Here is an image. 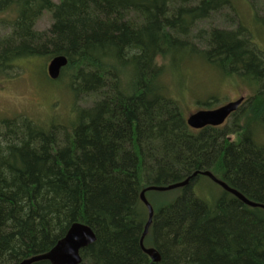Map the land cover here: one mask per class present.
I'll use <instances>...</instances> for the list:
<instances>
[{"label": "trees", "instance_id": "16d2710c", "mask_svg": "<svg viewBox=\"0 0 264 264\" xmlns=\"http://www.w3.org/2000/svg\"><path fill=\"white\" fill-rule=\"evenodd\" d=\"M235 1L0 0L1 9L17 12L0 39V67L14 58L63 56L59 79L66 76L75 97L94 100L70 129L26 117L0 122V264L47 254L75 224L95 237L80 264H264V210L199 175L209 172L264 206V146L257 141L264 48L239 22L234 29L211 24L228 9L237 19ZM243 1L264 42V0ZM42 14L51 25L38 32ZM190 58L253 88L230 126H187L162 81ZM187 179L178 189L145 192L153 217L143 247L156 250L154 263L140 246L148 218L141 192ZM202 180L221 191L196 196Z\"/></svg>", "mask_w": 264, "mask_h": 264}, {"label": "rangeland", "instance_id": "374dc122", "mask_svg": "<svg viewBox=\"0 0 264 264\" xmlns=\"http://www.w3.org/2000/svg\"><path fill=\"white\" fill-rule=\"evenodd\" d=\"M234 8L237 19L233 18L231 10H223L212 18V26L234 29L239 22L253 33L258 46L264 48V42L256 35L260 30L256 20H253L250 4L236 0ZM16 17L17 12L12 5L0 10V39L8 35L9 25ZM231 18L234 22H230ZM50 25V16L42 14L34 29L45 32ZM207 26L208 23L204 22L198 25L199 28ZM50 60L48 57H21L12 59L7 63V67H0V122L26 117L43 128L58 125L70 129L78 119L76 113L92 106L94 100L89 99L90 96L73 95L66 76L55 81L48 78L47 66ZM190 60L189 63L182 62L180 66L177 64L162 81L169 94L182 105L185 118L199 110L217 109L239 98L245 100L253 94V88L238 78H224L219 71L201 60L188 59ZM210 97L215 100L212 105L205 107L204 103ZM230 123L228 120L224 126H230ZM257 141L264 146V133L258 132ZM219 190L221 191L219 187L213 184L211 186L207 180H202V184L195 187L194 193L196 196L209 193L215 196Z\"/></svg>", "mask_w": 264, "mask_h": 264}, {"label": "water", "instance_id": "95a60500", "mask_svg": "<svg viewBox=\"0 0 264 264\" xmlns=\"http://www.w3.org/2000/svg\"><path fill=\"white\" fill-rule=\"evenodd\" d=\"M67 59L63 56H56L52 58L47 66V75L49 79L55 81L59 78L62 69L67 66ZM243 98H240L237 101L230 102L226 105H223L217 109L213 110H200L191 115H189L186 119V124L192 130H201L206 127H220L224 124V122L233 114L235 113L239 106L241 105ZM197 173L193 174L192 177H195ZM199 175L209 178L213 183L218 185L224 191L230 193L231 195L235 196L238 200L244 203L246 206L251 208H260L264 210V206L260 204H256L247 200L237 191L229 188L223 182L219 181L215 177L212 176L209 172H203ZM188 179L182 183L174 184L167 187H151L147 190L141 192L140 199L141 202L147 209L148 218L147 222L144 227V231L140 240V246L143 252L148 255L152 262L160 261V257L155 249H146L143 247V239L147 235L149 227L152 223L153 217V209L151 205L145 198L146 191H154V192H167L174 189H178L184 187L188 184ZM95 240L94 234L90 229L81 225L75 224L73 225L65 237L57 243V245L47 254L37 256L31 258L21 264H32L38 261H48L50 264H80V251L90 244H92Z\"/></svg>", "mask_w": 264, "mask_h": 264}, {"label": "flooded vegetation", "instance_id": "af4514ba", "mask_svg": "<svg viewBox=\"0 0 264 264\" xmlns=\"http://www.w3.org/2000/svg\"><path fill=\"white\" fill-rule=\"evenodd\" d=\"M1 10V9H0Z\"/></svg>", "mask_w": 264, "mask_h": 264}]
</instances>
